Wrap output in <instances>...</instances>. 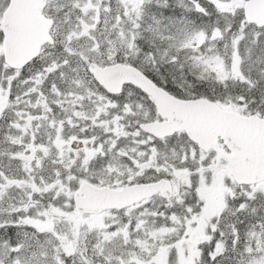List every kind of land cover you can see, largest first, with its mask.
<instances>
[{
	"label": "snow or ice",
	"instance_id": "1",
	"mask_svg": "<svg viewBox=\"0 0 264 264\" xmlns=\"http://www.w3.org/2000/svg\"><path fill=\"white\" fill-rule=\"evenodd\" d=\"M0 264H264V0H0Z\"/></svg>",
	"mask_w": 264,
	"mask_h": 264
}]
</instances>
